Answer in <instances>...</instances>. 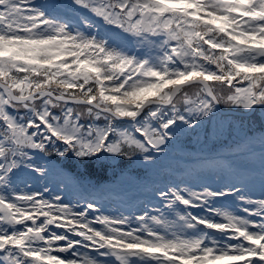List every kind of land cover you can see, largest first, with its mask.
Segmentation results:
<instances>
[{"label": "snow or ice", "instance_id": "6c2138e0", "mask_svg": "<svg viewBox=\"0 0 264 264\" xmlns=\"http://www.w3.org/2000/svg\"><path fill=\"white\" fill-rule=\"evenodd\" d=\"M0 264H264V0H0Z\"/></svg>", "mask_w": 264, "mask_h": 264}]
</instances>
